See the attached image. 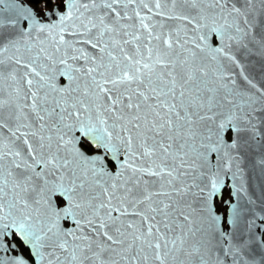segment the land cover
Masks as SVG:
<instances>
[{"label": "snow or ice", "instance_id": "obj_1", "mask_svg": "<svg viewBox=\"0 0 264 264\" xmlns=\"http://www.w3.org/2000/svg\"><path fill=\"white\" fill-rule=\"evenodd\" d=\"M35 2L0 0V264H264V0Z\"/></svg>", "mask_w": 264, "mask_h": 264}, {"label": "water", "instance_id": "obj_2", "mask_svg": "<svg viewBox=\"0 0 264 264\" xmlns=\"http://www.w3.org/2000/svg\"><path fill=\"white\" fill-rule=\"evenodd\" d=\"M25 3L30 4L27 0H24ZM259 157L253 156L250 157L244 166V175L240 178L239 183H243L245 186V195L248 198H254L259 203L260 200L264 199V168H262L258 163ZM229 189L230 199L231 189L229 187H224L223 191ZM223 206V204H222ZM222 211V210H220ZM27 248V247H26ZM28 249V248H27ZM21 253V252H20ZM16 253L14 252L13 255ZM25 256V255H24ZM27 257V256H25ZM30 258V257H29Z\"/></svg>", "mask_w": 264, "mask_h": 264}, {"label": "trees", "instance_id": "obj_3", "mask_svg": "<svg viewBox=\"0 0 264 264\" xmlns=\"http://www.w3.org/2000/svg\"><path fill=\"white\" fill-rule=\"evenodd\" d=\"M33 7H36V8H39V4H37L36 2H35V0H27ZM223 194L224 195H228L229 194V189L228 188H226L224 191H223ZM220 206H221V204H217L216 203V207L217 208H220ZM21 252H22V254L23 255H25V256H27V257H30L29 256V252H28V250L27 249H25L24 247H22L21 246Z\"/></svg>", "mask_w": 264, "mask_h": 264}, {"label": "flooded vegetation", "instance_id": "obj_4", "mask_svg": "<svg viewBox=\"0 0 264 264\" xmlns=\"http://www.w3.org/2000/svg\"><path fill=\"white\" fill-rule=\"evenodd\" d=\"M84 147H85V150L86 151H88L89 153H91L92 151H94L92 148H91V146L90 145H87V144H85L84 145ZM223 197H224V199H226V198H228L229 197V194L228 195H224L223 194ZM217 204H221V206H220V208H217V211H220V210H223V206H222V201H219V200H217V202H216ZM17 244L19 245V247L21 248V246L22 247H24L25 249H27L19 240H17ZM28 250V249H27ZM20 252H21V249H20ZM28 252H29V250H28ZM22 253V252H21Z\"/></svg>", "mask_w": 264, "mask_h": 264}]
</instances>
